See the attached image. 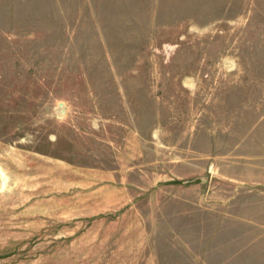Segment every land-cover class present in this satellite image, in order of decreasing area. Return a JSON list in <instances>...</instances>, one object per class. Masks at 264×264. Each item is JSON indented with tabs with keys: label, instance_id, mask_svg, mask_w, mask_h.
<instances>
[{
	"label": "rangeland",
	"instance_id": "obj_1",
	"mask_svg": "<svg viewBox=\"0 0 264 264\" xmlns=\"http://www.w3.org/2000/svg\"><path fill=\"white\" fill-rule=\"evenodd\" d=\"M264 0H0V264H264Z\"/></svg>",
	"mask_w": 264,
	"mask_h": 264
},
{
	"label": "crops",
	"instance_id": "obj_2",
	"mask_svg": "<svg viewBox=\"0 0 264 264\" xmlns=\"http://www.w3.org/2000/svg\"><path fill=\"white\" fill-rule=\"evenodd\" d=\"M259 186H261V188L264 187V185H261V184Z\"/></svg>",
	"mask_w": 264,
	"mask_h": 264
}]
</instances>
